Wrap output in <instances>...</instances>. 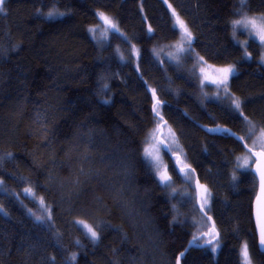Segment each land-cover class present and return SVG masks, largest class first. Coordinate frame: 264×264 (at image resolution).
<instances>
[{"label": "trees", "instance_id": "1", "mask_svg": "<svg viewBox=\"0 0 264 264\" xmlns=\"http://www.w3.org/2000/svg\"><path fill=\"white\" fill-rule=\"evenodd\" d=\"M2 7L0 264H176L194 236L204 243L187 200L171 199L143 158L157 115L211 191L207 215L219 233L218 249L190 248L180 263L241 264L246 244L252 263L264 264L251 216L257 181L250 169L236 170L246 151L221 130L243 140L264 131L257 44L250 42L246 61L233 41L239 0H5ZM51 11L64 15H41ZM244 11L261 16L264 0H249ZM98 13L119 29L103 44L88 30ZM174 15L192 33V55L235 67L229 89L239 112L205 100L189 63L154 58L155 47L178 37ZM31 188L50 218L30 214L39 212L23 194ZM79 217L96 226L97 241L75 226Z\"/></svg>", "mask_w": 264, "mask_h": 264}, {"label": "rangeland", "instance_id": "2", "mask_svg": "<svg viewBox=\"0 0 264 264\" xmlns=\"http://www.w3.org/2000/svg\"><path fill=\"white\" fill-rule=\"evenodd\" d=\"M51 12H56V11H51ZM248 16L251 18V17H259L260 15L248 14ZM53 17H60V15H56ZM177 19H178L177 16L174 15L173 20H174V23H175V26H176V29L178 32L177 39L175 41L168 43V44H165L163 46L155 47L153 50L154 58L157 61H167L168 63L176 64V65L189 63V65H188L189 71L192 74H194L195 77L199 80L201 96L207 101H216V102L228 103L231 105V107L234 108L235 106L233 104V100L236 98L230 92L229 82H230V79L232 78V76H234L236 74L235 67L232 66L235 69V74L228 77L226 90L224 89L223 86L218 87L215 83H212L213 80H218L222 76V74L219 73L217 70L222 69V68H226L229 66H223V67L222 66H220V67L211 66V65L206 64L203 60H201L200 57H198L196 55H192L191 54V47L188 48V46L185 45L181 41L182 29H181L179 23L177 22ZM257 23H258V27H259L260 22L258 21ZM114 24L116 25V23H114ZM116 27H117V25H116ZM93 28L95 29V32L89 31V34L94 39V41L98 42L99 44L106 43L111 32H114L110 29L105 31L107 29V25L104 23V21L102 19H101L100 23L97 26H94ZM232 32H233V29H232ZM233 41L235 44L239 45L244 50V52H245L244 58L246 61L251 60V52H249L250 42L256 43L257 44L256 48L259 50L258 61L260 64H262L264 66V62H262V59H261L262 57H264V43H261L258 36H250L248 34V32H246L242 29H238L236 31L235 37L233 36ZM181 47H183L185 50L179 51V49ZM189 57L191 59H188ZM158 105L159 104L156 102L153 106L156 107ZM234 109H236V108H234ZM237 112H239V110ZM159 124L157 123L154 126V128L151 130V132L148 134V136L145 140V144L143 147V158L145 159V156H144L145 148H149L156 155H158L160 157V161H161L160 171L161 172L166 171L167 175L171 178L170 184L168 186L161 184L165 188L167 195L171 199H174V198H176V196L180 195L181 198L187 200V202H188V199L191 197V195H189L187 193V192H190L188 189V186H193V179H192L190 174L182 173V172H178V173L175 172L176 176H174L173 173L171 172V170L168 169L167 162L163 157L162 149H161L160 145L156 142V136L159 133ZM162 138H163L164 144L167 145V147H169L172 154H174L176 156H182L180 158H182L184 164H186L187 160L192 161V157L189 154V151H187V153L184 152V150L181 148L180 144H178L176 133L168 125H166L164 127V134H163ZM262 140H264V131H262L258 128L250 130L249 133L246 135V139L244 138V142L247 145V147L252 148V150L256 151V152L264 151V148L261 147V141ZM254 142H256V143L254 144ZM156 149H159V151L157 152ZM239 157L241 159L239 161L237 159V162L235 163L236 170L242 171V170L250 169V171H251L252 164H253L252 156L248 157V152H245V153H242ZM245 158H248L247 168H243V167L238 168L237 164L243 163ZM145 161H146V159H145ZM193 162L194 161H192V163ZM186 165H188V163ZM152 169H153L154 173L156 174L157 179L159 180V176H158L156 170L154 168H152ZM204 185L207 187L206 184H204ZM25 190L23 191V194L28 196L30 199L33 200V202L36 203V207H38V211H39L38 213L37 212H30V214L35 216L36 219H37V217L45 218V219L50 218L51 217L50 209L43 202L42 198H40V196L37 195L32 188L30 189V192H27V193ZM212 198H213V195L208 188L207 203L206 204L204 203V196H203V198H201V204L203 205L204 209L210 208ZM191 214H194V213L192 212ZM37 220H39V219H37ZM80 221H82L83 224L79 223ZM195 221H196V225H195L196 226V235L206 234V236H208L207 240L210 239L211 234H213V232L209 233V229H208L209 224L207 223L208 221L206 219L202 218L200 216V214H197V220H195ZM74 224L90 240H92L93 242L97 241V239L94 241L91 238L90 234L87 233V229L84 227V225L92 226L94 228V230L97 232L96 226L93 223L79 217V219H76L74 221ZM213 245H216V249H218V247L220 246V242H215V243H213ZM213 245H211L209 248L212 249ZM244 245L241 247V251H240L241 264H244V258L242 255V248L244 247ZM248 253H249V251H248ZM249 259L251 261V264H253L252 260L250 258V254H249Z\"/></svg>", "mask_w": 264, "mask_h": 264}, {"label": "snow or ice", "instance_id": "3", "mask_svg": "<svg viewBox=\"0 0 264 264\" xmlns=\"http://www.w3.org/2000/svg\"><path fill=\"white\" fill-rule=\"evenodd\" d=\"M249 0H239V3L241 5V8L237 9L236 12L239 15L240 18L238 19H234L233 21H231V27L233 29V36L235 37L236 35V31L238 29H242L246 32H248V34L250 36H258L261 43H264V14H262L259 17H249L247 11H244V9L247 7ZM5 3V0H0V12L4 11V8L2 7V5ZM41 15H46L48 18H52L53 16L56 15H64L63 13H58V12H48V13H41ZM98 15L100 16V18L104 21V23L107 25V29L105 31H107L108 29L114 31V32H118L119 29L116 27V25L113 23V21L105 16L102 13H98ZM260 22V25L258 27V23ZM177 22L179 23L181 29H182V35H181V41L188 46V48L191 47V42H192V33L191 31L183 24L182 21L179 20V18L177 19ZM175 27V25H174ZM90 32H95V29H89ZM149 32H151V29H149ZM185 49L183 47H181L179 49V51H184ZM201 60L203 58H200ZM262 62H264V57L261 58ZM219 73L222 74L221 78L218 80H213L212 83H215L218 87L223 86L224 89H227V81H228V77L231 75L235 74V69L232 66L226 67V68H222V69H218L217 70ZM105 87H107L105 85ZM233 104L235 106V108L237 110L240 109V101L239 99H234L233 100ZM245 120H247V117H245ZM249 124H251V122L249 121ZM254 127V126H253ZM210 131H215L210 130ZM234 135V134H232ZM237 139L242 140L243 137H237ZM256 142H254L255 144ZM261 147L264 148V140L261 141ZM170 150V149H169ZM156 151L158 152L159 149H156ZM248 152V157L251 156H261L264 157V151H261L259 153L253 152L252 148H248L247 149ZM144 156L146 161L148 162L150 168H154L159 176V182L165 186H168L170 184V177L167 175L166 171L165 172H161L160 171V157L158 155H156L152 150H150L149 148H145L144 150ZM238 161L241 159L240 157L237 158ZM247 164H248V158L244 159L243 163H238L237 167L238 168H247ZM26 193L30 192V189H26L25 190ZM205 197H204V203H207V190L205 189ZM261 193L262 195L259 196L257 199L260 203V208H259V219L261 221V239H260V245L262 248H264V173L261 174ZM203 208V205L201 206ZM37 219H41L40 217H37ZM79 223L83 224L82 221H80ZM84 227L87 229V233L90 234L91 238L95 241L96 239H98V234L97 232L94 230V228L92 226L89 225H84ZM200 237L198 236H194L193 240L191 241V246H195V247H201L202 245L198 243ZM215 239V235L211 234V238L206 240L204 243L206 245H213V240ZM216 250V245H213L212 247V251ZM181 255H183V253H181ZM242 255L244 258V264H251V261L249 259V253H248V248L247 245L245 244L244 247L242 248ZM72 260L75 259V255H73L71 257ZM177 264H179V262H177Z\"/></svg>", "mask_w": 264, "mask_h": 264}, {"label": "water", "instance_id": "4", "mask_svg": "<svg viewBox=\"0 0 264 264\" xmlns=\"http://www.w3.org/2000/svg\"><path fill=\"white\" fill-rule=\"evenodd\" d=\"M157 119L160 120V124H159V133L157 134L156 136V142L160 145L161 149L163 152L167 153V155L171 156L172 158L175 157V155H171L167 145L164 144L163 142V134H164V127L166 126V122L163 121L162 117L161 116H158L157 115ZM200 128H202L204 131H208L210 128H206L204 126H201V125H198ZM222 131H224L225 133H227L231 138H233L234 140H236L237 142H239L244 150L247 152V145L245 144L244 140H239L237 139V137H239L238 135L234 134L230 129L228 128H222L221 129ZM218 131V130H217ZM234 134V135H232ZM253 152H256V151H253ZM256 153H259V152H256ZM252 159H253V164H252V168H251V172L252 174L254 175L256 181H257V190H256V194L254 196V199L252 201V211H251V216H252V221H253V227H254V232H255V237H256V246H257V249L258 251L261 253V254H264V248L261 247L260 245V239H261V221L259 219V208H260V203L258 201V197L262 195L261 193V174L264 173V157H261V156H252ZM178 160H180V158H178ZM191 171L192 173L194 174L195 176V189H196V192H197V206L199 207L200 211L202 213L203 212V209L201 207V204L199 203V191H198V188H199V185H200V182H199V179L196 175V172L193 168H191ZM203 216L206 217L208 223H209V233L213 232V234L215 235V239L213 240V243L216 242L219 238V233L217 232V230L215 229L214 227V223H213V220L210 216H208L207 214H202ZM209 235V234H208ZM208 237V236H207ZM206 237V238H207ZM201 244L202 246L201 247H195V246H191V242H189L186 246V248L184 249L183 252V255H181V253L179 254L178 258H177V262L180 263V260L184 257V255L186 254V252L190 249V248H195V249H204V248H207L208 246L210 245H206L205 243H199ZM176 262V264H177Z\"/></svg>", "mask_w": 264, "mask_h": 264}, {"label": "flooded vegetation", "instance_id": "5", "mask_svg": "<svg viewBox=\"0 0 264 264\" xmlns=\"http://www.w3.org/2000/svg\"><path fill=\"white\" fill-rule=\"evenodd\" d=\"M168 149H169V147H168ZM170 153H171V151H170ZM165 154L168 157V159L170 160V163L172 164L171 166L174 168L175 172H177V173L178 172H182V173H187V174H190L191 175V177L193 179V186H188V189H189L190 192H187V193L189 195H191V197L188 199V205L190 207V210L194 214H200V216L202 218L206 219V217L203 216L202 214H208L207 213V208L206 209L202 208L203 209V212H204V213H202L200 211L199 207L197 206V199L198 198H197V192H196L195 184H194L195 183V176H194V174L191 171V168L192 167L190 165L184 164L182 158H180L182 156H176L175 155L176 157L172 158L171 156L167 155V153H165ZM171 155H174V154L171 153ZM178 158H180V160H178ZM205 189L208 191V188L203 183L200 182V185H199V188H198V191H199V194L198 195H199V198H200V200H199V203L200 204H201V198H203V196L205 197V195H206ZM181 199H183V198H181ZM201 206H202V204H201Z\"/></svg>", "mask_w": 264, "mask_h": 264}]
</instances>
